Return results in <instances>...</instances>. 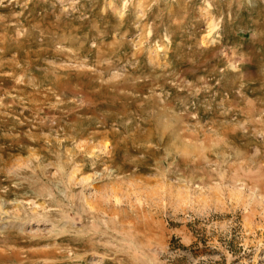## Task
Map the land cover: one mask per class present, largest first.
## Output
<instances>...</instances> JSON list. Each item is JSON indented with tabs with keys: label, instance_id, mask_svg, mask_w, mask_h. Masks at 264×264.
Instances as JSON below:
<instances>
[{
	"label": "rangeland",
	"instance_id": "1",
	"mask_svg": "<svg viewBox=\"0 0 264 264\" xmlns=\"http://www.w3.org/2000/svg\"><path fill=\"white\" fill-rule=\"evenodd\" d=\"M0 264H264V0H0Z\"/></svg>",
	"mask_w": 264,
	"mask_h": 264
}]
</instances>
